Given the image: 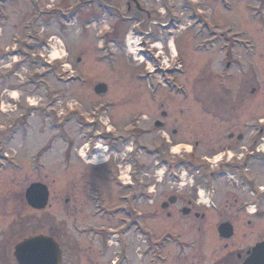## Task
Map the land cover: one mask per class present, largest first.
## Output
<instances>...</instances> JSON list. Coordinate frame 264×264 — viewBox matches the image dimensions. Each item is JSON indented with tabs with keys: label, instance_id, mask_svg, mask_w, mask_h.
<instances>
[{
	"label": "rangeland",
	"instance_id": "374dc122",
	"mask_svg": "<svg viewBox=\"0 0 264 264\" xmlns=\"http://www.w3.org/2000/svg\"><path fill=\"white\" fill-rule=\"evenodd\" d=\"M34 1L0 0V7L7 13L5 20L0 18V155L11 157L13 153L19 165L14 169L13 163L7 162L0 169V264H16L11 256L14 243L35 233L53 236L63 244L70 242L67 264H74L77 249L82 251L88 243L73 232L71 222L107 224L95 212L92 214L96 196L93 183L103 188L107 204H118L120 190L112 179L113 171H120L122 180H127L125 170L131 167L122 161L129 150L119 147V141L111 146L107 132L125 135L130 120L144 113L148 118L144 141L153 148L163 143V131L157 132L152 120L158 101H166L170 111L190 106L183 92L176 94L169 84L165 85L176 76L169 45L172 38L184 71L175 81L193 90L192 105L198 108L201 119L204 111L200 108L206 102L215 105L221 100L220 48L236 36L250 41L256 48L257 82L263 91L255 99L257 117L264 118V14H255L251 0H193V14L185 8V0H129V6L127 0H39L42 13L37 12ZM111 5L121 14L116 9L110 12ZM169 12L182 15L171 19ZM161 22H174L182 29L169 38V43L148 38L149 45L139 46V28L156 33ZM18 36V42L13 43ZM152 46L162 50L163 64L146 59L150 52L146 51L147 56L143 49ZM12 47L16 48L13 55L6 54ZM48 60L53 63L49 65ZM10 74L13 77L7 80ZM30 75L32 85L26 86ZM226 80V95L233 99L239 81ZM98 83L107 85L106 96L95 93ZM29 104L38 106L32 114ZM247 105L252 104H243ZM168 146L166 155L172 160L182 146ZM85 154L92 155L91 160ZM96 156L106 163H96ZM155 160L145 156V179L150 181L146 186H151L155 195L145 201L147 223L159 218L151 215L157 202L163 200L159 195H170L176 186L164 177L169 169L162 164L155 166ZM169 176H175L172 169ZM194 180L187 176L180 189L190 190ZM34 181L48 184L51 193L50 206L41 211L28 208L24 199L26 188ZM65 198H70V207L73 203V212L80 204L76 215L66 210ZM59 229L65 231L59 233Z\"/></svg>",
	"mask_w": 264,
	"mask_h": 264
},
{
	"label": "flooded vegetation",
	"instance_id": "af4514ba",
	"mask_svg": "<svg viewBox=\"0 0 264 264\" xmlns=\"http://www.w3.org/2000/svg\"><path fill=\"white\" fill-rule=\"evenodd\" d=\"M192 1L185 0L189 14H193ZM251 2L255 14L263 15L264 0ZM126 5H130L129 0ZM36 9L38 13L43 12L39 3H36ZM111 9L121 14L114 5H111L110 12ZM164 13L168 14L167 11ZM169 13L171 19L182 15ZM181 29L177 26L170 29L159 27L148 38L169 43V38ZM207 30L211 34L210 29ZM235 38L228 39L219 50L222 68L218 98L221 100L215 105L205 101L206 105L200 108L204 111V118L197 116L198 108L192 105L193 90L189 91L187 84L178 80L190 106L170 111L166 101L159 100L158 111L152 113L153 126L157 132L163 131L160 140L164 144L153 148L145 144V122L148 118L144 113H139L133 120L135 122L130 120L131 123L125 127V135L107 133L111 146L119 141V147L122 145L129 150L122 161L131 167L125 170L127 180H122L120 171H113L112 179L120 190L118 204H107L103 188L93 183L96 196L92 214L95 212L94 215H99L107 224L71 222L73 232L82 237L90 249L86 248L87 245L85 248L82 246V251L77 249L74 264H243L253 249L264 242V118L257 117L255 101L257 94L263 91L257 82L256 48L246 39ZM115 40L120 43L116 37ZM146 44L149 45L147 41H142V45ZM174 44L178 54L175 40ZM144 51L147 56L146 51H151V56L147 57L149 60L159 65L164 62L161 59L162 50L158 47L152 50L145 47ZM174 56V63L177 60L181 62V55ZM226 78L239 81L233 99L226 95ZM174 87L178 88L177 84ZM168 94L172 95L169 91ZM251 99L255 102L252 103ZM245 102L252 105L243 106ZM117 136L119 138H115ZM169 144L182 146L178 154L172 155V160L166 155ZM147 155L156 159L155 166L162 164L169 169L164 177L171 180H167L168 183L176 185L173 188L175 192L170 195H159L163 200L151 210V215L159 218L149 223L146 221L145 201L155 195L151 186H146L150 183L145 179L148 175L145 172ZM12 157V166L19 168L15 156ZM0 161L8 162L4 159ZM171 169L174 177L169 176ZM181 169L185 170L184 173H180ZM187 176L195 179L191 189H180L179 185L184 184ZM158 182H163L162 178ZM64 204L66 210L76 215L80 204L74 212L73 203L70 207V198H65ZM61 231L65 230L59 229L58 232ZM26 237L14 243V247ZM57 242L62 251L61 264H67V248L72 249V245L68 241L67 244L61 240ZM4 253L9 256L8 252Z\"/></svg>",
	"mask_w": 264,
	"mask_h": 264
},
{
	"label": "water",
	"instance_id": "95a60500",
	"mask_svg": "<svg viewBox=\"0 0 264 264\" xmlns=\"http://www.w3.org/2000/svg\"><path fill=\"white\" fill-rule=\"evenodd\" d=\"M94 91L98 96L104 97L108 88L105 83H99ZM25 197L32 208L42 210L48 205V187L41 183H33L26 190ZM14 257L18 264H61L62 253L59 244L52 237L36 235L18 243L15 246ZM243 264H264V242L253 249L251 256Z\"/></svg>",
	"mask_w": 264,
	"mask_h": 264
},
{
	"label": "bare ground",
	"instance_id": "6f19581e",
	"mask_svg": "<svg viewBox=\"0 0 264 264\" xmlns=\"http://www.w3.org/2000/svg\"><path fill=\"white\" fill-rule=\"evenodd\" d=\"M170 45L172 47V51H173L174 55H178L177 54V49L174 46L175 44H174V40L173 39H171V44ZM97 158H98V156L95 157V161H97L96 163H98V164H104L107 161V160L99 161V159H97Z\"/></svg>",
	"mask_w": 264,
	"mask_h": 264
}]
</instances>
